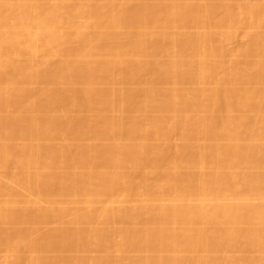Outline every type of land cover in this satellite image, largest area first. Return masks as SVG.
Instances as JSON below:
<instances>
[{
	"label": "bare ground",
	"instance_id": "1",
	"mask_svg": "<svg viewBox=\"0 0 264 264\" xmlns=\"http://www.w3.org/2000/svg\"><path fill=\"white\" fill-rule=\"evenodd\" d=\"M0 264H264V0H0Z\"/></svg>",
	"mask_w": 264,
	"mask_h": 264
}]
</instances>
